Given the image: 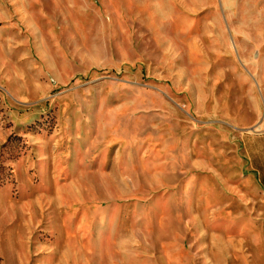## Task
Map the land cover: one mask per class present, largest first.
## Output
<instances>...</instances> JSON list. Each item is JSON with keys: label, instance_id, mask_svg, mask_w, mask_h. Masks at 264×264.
<instances>
[{"label": "rangeland", "instance_id": "rangeland-1", "mask_svg": "<svg viewBox=\"0 0 264 264\" xmlns=\"http://www.w3.org/2000/svg\"><path fill=\"white\" fill-rule=\"evenodd\" d=\"M263 128L264 0H0V264H264Z\"/></svg>", "mask_w": 264, "mask_h": 264}, {"label": "crops", "instance_id": "crops-1", "mask_svg": "<svg viewBox=\"0 0 264 264\" xmlns=\"http://www.w3.org/2000/svg\"><path fill=\"white\" fill-rule=\"evenodd\" d=\"M246 137H250L245 143ZM242 138L241 144L245 153L248 175L253 178L257 187L264 191V128L254 135Z\"/></svg>", "mask_w": 264, "mask_h": 264}]
</instances>
